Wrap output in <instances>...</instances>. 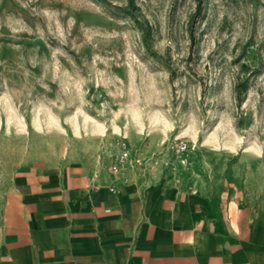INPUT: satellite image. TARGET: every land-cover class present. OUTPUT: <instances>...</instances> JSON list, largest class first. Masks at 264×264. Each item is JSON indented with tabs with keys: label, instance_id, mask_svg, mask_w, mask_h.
<instances>
[{
	"label": "rangeland",
	"instance_id": "rangeland-1",
	"mask_svg": "<svg viewBox=\"0 0 264 264\" xmlns=\"http://www.w3.org/2000/svg\"><path fill=\"white\" fill-rule=\"evenodd\" d=\"M122 151L264 198V0H0V190Z\"/></svg>",
	"mask_w": 264,
	"mask_h": 264
},
{
	"label": "crops",
	"instance_id": "crops-1",
	"mask_svg": "<svg viewBox=\"0 0 264 264\" xmlns=\"http://www.w3.org/2000/svg\"><path fill=\"white\" fill-rule=\"evenodd\" d=\"M188 164L151 180L122 166L16 174L0 190V264H264V198L199 184Z\"/></svg>",
	"mask_w": 264,
	"mask_h": 264
},
{
	"label": "built area",
	"instance_id": "built-area-1",
	"mask_svg": "<svg viewBox=\"0 0 264 264\" xmlns=\"http://www.w3.org/2000/svg\"><path fill=\"white\" fill-rule=\"evenodd\" d=\"M128 152L122 151L120 154H111L109 156L110 160L113 162L109 169L111 172H118L120 166L128 159Z\"/></svg>",
	"mask_w": 264,
	"mask_h": 264
}]
</instances>
